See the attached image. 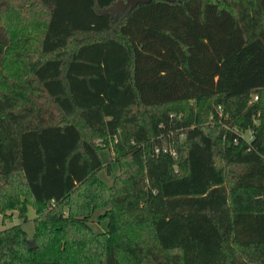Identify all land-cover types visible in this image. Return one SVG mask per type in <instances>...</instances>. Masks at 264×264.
<instances>
[{"label":"trees","instance_id":"obj_1","mask_svg":"<svg viewBox=\"0 0 264 264\" xmlns=\"http://www.w3.org/2000/svg\"><path fill=\"white\" fill-rule=\"evenodd\" d=\"M118 1L0 0V264H264V0Z\"/></svg>","mask_w":264,"mask_h":264},{"label":"rangeland","instance_id":"obj_2","mask_svg":"<svg viewBox=\"0 0 264 264\" xmlns=\"http://www.w3.org/2000/svg\"><path fill=\"white\" fill-rule=\"evenodd\" d=\"M126 12V11H125ZM102 159L104 162L109 163V161H111V171H108L107 168H105L101 174L100 177L105 180L108 184H112L114 182L115 177L119 174V165L117 164V162H115L114 160V153L113 151L110 150H105L104 152H102L101 154ZM36 216V212L33 208H29L28 211V221L27 222H23L20 218L19 215L17 213L14 214V216L12 217V223H6L5 226L9 227L12 225H18L21 224L23 226V228L25 229V231L28 234V237L30 240H33L34 234H35V225H34V219ZM93 227L100 232H104L107 230V222H104L102 224H99L98 221L96 220V222H94Z\"/></svg>","mask_w":264,"mask_h":264},{"label":"water","instance_id":"obj_3","mask_svg":"<svg viewBox=\"0 0 264 264\" xmlns=\"http://www.w3.org/2000/svg\"><path fill=\"white\" fill-rule=\"evenodd\" d=\"M153 0H119L106 11L111 13H117L118 11H128L132 12L135 10L139 5H146L150 4ZM175 2L176 0H171Z\"/></svg>","mask_w":264,"mask_h":264},{"label":"built area","instance_id":"obj_4","mask_svg":"<svg viewBox=\"0 0 264 264\" xmlns=\"http://www.w3.org/2000/svg\"><path fill=\"white\" fill-rule=\"evenodd\" d=\"M257 99H258V98L256 97V98H255V100H257ZM165 151H166V150H165ZM157 152L159 153V152H160V150H159V149H157ZM174 155H175V154H174Z\"/></svg>","mask_w":264,"mask_h":264},{"label":"flooded vegetation","instance_id":"obj_5","mask_svg":"<svg viewBox=\"0 0 264 264\" xmlns=\"http://www.w3.org/2000/svg\"><path fill=\"white\" fill-rule=\"evenodd\" d=\"M123 13L122 11H118L116 14Z\"/></svg>","mask_w":264,"mask_h":264}]
</instances>
